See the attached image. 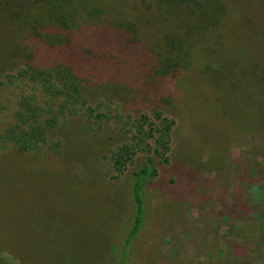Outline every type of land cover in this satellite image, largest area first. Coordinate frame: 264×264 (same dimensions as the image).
<instances>
[{"label":"rangeland","instance_id":"374dc122","mask_svg":"<svg viewBox=\"0 0 264 264\" xmlns=\"http://www.w3.org/2000/svg\"><path fill=\"white\" fill-rule=\"evenodd\" d=\"M106 1L114 24L83 19L70 37L100 58L81 77L87 103L109 119L70 109L37 152L0 138V264H116L147 155L121 174L109 156L156 111L175 122L169 161L153 158L157 176L143 190L127 264H264V0H224L219 26L200 32L154 0ZM167 43L180 44L187 64L156 77ZM53 58L29 24L0 12V81ZM22 89L37 98L30 85L0 90V137Z\"/></svg>","mask_w":264,"mask_h":264},{"label":"trees","instance_id":"16d2710c","mask_svg":"<svg viewBox=\"0 0 264 264\" xmlns=\"http://www.w3.org/2000/svg\"><path fill=\"white\" fill-rule=\"evenodd\" d=\"M154 1L160 13L184 12L183 16L194 24L193 30L199 32L218 27L226 14L224 0ZM0 10L1 13L6 12L29 24L40 41L52 50L54 57L50 66L24 65L2 77L0 90L6 85L10 87L18 84L24 87L30 85L38 92L37 98L25 95L24 89L18 93L14 121L2 133V142L14 145L21 152H37L48 142V133L54 130L60 119L67 116L70 109L82 110L89 118L108 120V114L101 111L99 106L87 103L81 77L92 60L100 61V58L86 44L75 42L70 37L82 22H86L83 19L87 20L86 23H107L108 27L113 25L107 18L111 12L107 1L0 0ZM116 24L118 28L125 27L127 31L137 34L132 22L119 20ZM175 38L178 39V35ZM179 41L181 42V38ZM166 45L168 48L163 51L164 60L157 61L153 69L156 77L173 74L187 64L186 52L180 50L175 53V48L180 44ZM152 117L153 120L141 116L133 126L130 141L117 147L109 156L111 169L121 174L133 163L137 154L147 155L143 166L134 175L131 189L133 224L116 264L128 263L130 248L142 227L145 213L143 190L157 176L154 159L161 164L169 161L171 133L175 122L158 111Z\"/></svg>","mask_w":264,"mask_h":264}]
</instances>
